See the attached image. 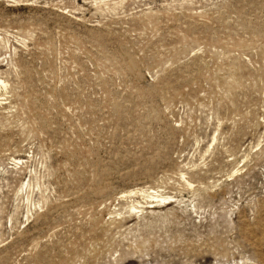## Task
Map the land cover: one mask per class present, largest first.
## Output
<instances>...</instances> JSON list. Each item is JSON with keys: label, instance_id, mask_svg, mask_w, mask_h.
<instances>
[{"label": "rangeland", "instance_id": "rangeland-1", "mask_svg": "<svg viewBox=\"0 0 264 264\" xmlns=\"http://www.w3.org/2000/svg\"><path fill=\"white\" fill-rule=\"evenodd\" d=\"M0 264H264V0H0Z\"/></svg>", "mask_w": 264, "mask_h": 264}]
</instances>
